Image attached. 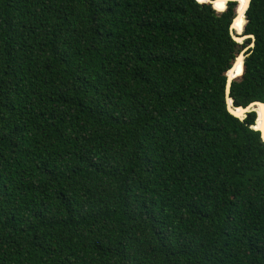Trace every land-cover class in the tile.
<instances>
[{
	"label": "trees",
	"instance_id": "trees-1",
	"mask_svg": "<svg viewBox=\"0 0 264 264\" xmlns=\"http://www.w3.org/2000/svg\"><path fill=\"white\" fill-rule=\"evenodd\" d=\"M199 1L0 0V264H264V144L224 98L253 43L231 97L264 103V0L242 44Z\"/></svg>",
	"mask_w": 264,
	"mask_h": 264
},
{
	"label": "water",
	"instance_id": "water-1",
	"mask_svg": "<svg viewBox=\"0 0 264 264\" xmlns=\"http://www.w3.org/2000/svg\"><path fill=\"white\" fill-rule=\"evenodd\" d=\"M196 1L200 2L199 0ZM243 1H244L243 27H242V31L238 32L234 27V21L238 16L236 8L238 7L239 0H206V2L210 4L212 8L218 13L224 12L227 9L228 3H236L235 14L230 24L229 34L233 39V41L239 44H242L243 41L247 39H251L252 41H255L253 35L244 34V28L247 23L245 13L250 6L251 0H243ZM216 2L223 3V9H218L217 7H215ZM253 46L254 45L252 43L248 47L242 49V51L234 58L233 63L226 74L224 98H225V105L227 112L233 117L239 119L240 121H244L249 114L252 113L255 114L256 119L254 125H252L250 128L260 133L261 140L264 144V113H263L264 103L260 101H254L249 103L245 107L242 106L235 107L233 98L231 97V85L233 81L242 73L244 60L248 55L247 53L248 49L253 48ZM258 112L260 113L259 117H257Z\"/></svg>",
	"mask_w": 264,
	"mask_h": 264
},
{
	"label": "bare ground",
	"instance_id": "bare-ground-1",
	"mask_svg": "<svg viewBox=\"0 0 264 264\" xmlns=\"http://www.w3.org/2000/svg\"><path fill=\"white\" fill-rule=\"evenodd\" d=\"M243 0H239V2H242ZM216 5H223V3H220V2H216L215 3ZM244 7V6H243ZM241 8V10L238 12V16L236 18V20L234 21V27L241 21V19L243 18V14H244V8ZM264 113V111H263ZM259 116H260V113L258 112ZM257 114V117H259Z\"/></svg>",
	"mask_w": 264,
	"mask_h": 264
}]
</instances>
